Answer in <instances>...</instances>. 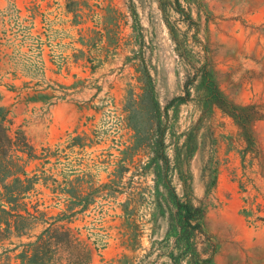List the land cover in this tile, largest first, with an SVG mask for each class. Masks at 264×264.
I'll return each mask as SVG.
<instances>
[{"label":"rangeland","instance_id":"1","mask_svg":"<svg viewBox=\"0 0 264 264\" xmlns=\"http://www.w3.org/2000/svg\"><path fill=\"white\" fill-rule=\"evenodd\" d=\"M0 108V264H264V0H0Z\"/></svg>","mask_w":264,"mask_h":264},{"label":"trees","instance_id":"2","mask_svg":"<svg viewBox=\"0 0 264 264\" xmlns=\"http://www.w3.org/2000/svg\"><path fill=\"white\" fill-rule=\"evenodd\" d=\"M187 89V87H186V85H185V90ZM151 92V88L150 89H148L147 90V93H150ZM177 100H179V101H182L183 100V98H174V99H172L171 101H170V103L168 104V106L170 105V104H172V103H174L175 101H177ZM2 119H3V116H2V110H1V108H0V129H1V121H2ZM157 130H158V128H157ZM0 132H1V130H0ZM159 136H162V132L160 131V133H159ZM161 145L163 146V143L161 142ZM1 145H0V152H1ZM16 182H19V181H17L16 180ZM5 188H6V186H5ZM9 203H11V202H9ZM191 207L190 206H187V209H190ZM1 215H3V216H7V217H11V218H14L15 219V221H14V224L16 223V220H18V219H26V218H33V216L31 215V214H29V213H27V217H23L22 215H20V214H11V212L10 211H6L5 209H3V208H1L0 207V216ZM5 218H3L2 220H1V218H0V237L2 236V233L4 232V231H9L10 229H11V223H10V221L8 220V219H6V220H4ZM2 223L4 224V228H1V226H2ZM18 226H17V232H18Z\"/></svg>","mask_w":264,"mask_h":264}]
</instances>
